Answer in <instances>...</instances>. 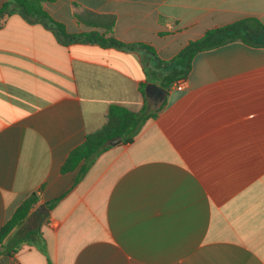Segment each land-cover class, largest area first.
I'll use <instances>...</instances> for the list:
<instances>
[{
    "label": "crops",
    "instance_id": "obj_1",
    "mask_svg": "<svg viewBox=\"0 0 264 264\" xmlns=\"http://www.w3.org/2000/svg\"><path fill=\"white\" fill-rule=\"evenodd\" d=\"M6 0H0V8ZM70 34L85 10L144 49L64 45L20 15L0 27V230L36 193L47 207L0 264H264V47L237 41L196 55L183 90L171 62L209 30L255 18L264 0H57ZM101 32V31H100ZM159 60V61H158ZM148 85L167 91L160 108ZM145 86V93L142 88ZM154 118L130 144L62 168L111 106ZM51 208L49 204L53 203ZM12 238V237H11ZM24 240V238H23ZM11 243V240H9Z\"/></svg>",
    "mask_w": 264,
    "mask_h": 264
},
{
    "label": "trees",
    "instance_id": "obj_2",
    "mask_svg": "<svg viewBox=\"0 0 264 264\" xmlns=\"http://www.w3.org/2000/svg\"><path fill=\"white\" fill-rule=\"evenodd\" d=\"M56 1L6 0L0 8V27L5 24L8 17L17 14L30 24H41L47 27L56 35L59 42L64 45L82 42L96 43L104 48L120 50L144 49L157 56L155 50L146 44H127L115 38L113 35L114 16L100 15L85 10L77 14V21L92 30L79 34H70L66 26L54 20L44 7L45 4ZM237 41L244 42L250 46L264 47V25L255 18H247L230 25L209 30L201 39L191 42L171 62L173 70L171 77L167 79L168 85L170 86L181 79L187 78L197 54ZM142 91L145 93V86H143ZM156 113L150 111L146 98L145 105L139 112H133L121 106H111L105 126L101 130L88 135L85 142L70 154L62 168V172H73L84 162L80 174L76 178V184L79 183L95 159L104 151L112 148V146L107 145L109 140L121 137L123 144L132 143L141 131L145 121L154 118ZM38 203L39 197L34 193L21 204L12 218L2 227L0 230V258L5 254H11L19 250V246L14 248L13 245H21L22 243L35 244L41 251L46 253V244L39 228L36 229L35 233H30L29 237L25 239L31 227H35V221L47 217L41 215L37 209L35 210ZM53 204L54 202L49 204L48 207L51 208ZM9 240H11V243Z\"/></svg>",
    "mask_w": 264,
    "mask_h": 264
},
{
    "label": "water",
    "instance_id": "obj_3",
    "mask_svg": "<svg viewBox=\"0 0 264 264\" xmlns=\"http://www.w3.org/2000/svg\"><path fill=\"white\" fill-rule=\"evenodd\" d=\"M146 94L150 95L148 98L155 104L157 108H160L167 97V91L161 87L155 85H148L146 88ZM123 140L121 137L114 138L107 142V145L112 147L122 144ZM48 209L45 205H42L38 208V212L43 215L47 216Z\"/></svg>",
    "mask_w": 264,
    "mask_h": 264
},
{
    "label": "built area",
    "instance_id": "obj_4",
    "mask_svg": "<svg viewBox=\"0 0 264 264\" xmlns=\"http://www.w3.org/2000/svg\"><path fill=\"white\" fill-rule=\"evenodd\" d=\"M185 84V79H181L177 82L176 86L178 90H183Z\"/></svg>",
    "mask_w": 264,
    "mask_h": 264
}]
</instances>
